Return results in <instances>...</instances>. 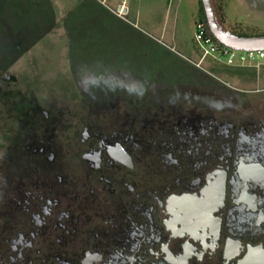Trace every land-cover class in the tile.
I'll list each match as a JSON object with an SVG mask.
<instances>
[{
    "label": "flooded vegetation",
    "instance_id": "1",
    "mask_svg": "<svg viewBox=\"0 0 264 264\" xmlns=\"http://www.w3.org/2000/svg\"><path fill=\"white\" fill-rule=\"evenodd\" d=\"M178 67L235 107L78 119L64 151L30 135V191L0 213V264H264V112L249 111L264 89Z\"/></svg>",
    "mask_w": 264,
    "mask_h": 264
},
{
    "label": "rangeland",
    "instance_id": "2",
    "mask_svg": "<svg viewBox=\"0 0 264 264\" xmlns=\"http://www.w3.org/2000/svg\"><path fill=\"white\" fill-rule=\"evenodd\" d=\"M215 1L229 32L264 36V0ZM28 2L1 0L9 19L15 17L13 8L22 5L24 25L45 28L46 19ZM49 3L54 25L12 62H0V213L12 193L17 205L24 201L28 167L33 162L26 148L30 135H52L64 151L78 119L103 125L125 116L128 123L133 118L154 117L162 122L166 119L163 114L171 109L216 116L222 109L235 107L234 95L205 91L192 79H184L180 64L205 71L209 80L230 87L264 89V57L238 61L237 65L251 66L244 69L227 67L225 56L219 54V61L200 58L201 48L193 40L201 11L199 0H127L126 14L105 2L125 25L81 0ZM41 7L46 9L41 3L36 5L37 10ZM32 33L31 38L37 36ZM253 71L258 76L252 84L254 78L249 74ZM81 78L97 81L90 93L81 89ZM129 88L142 95L130 93ZM222 96L224 100H220ZM263 96L264 92L250 96L255 100L249 111L264 112V99L257 100ZM218 102L225 106L212 107Z\"/></svg>",
    "mask_w": 264,
    "mask_h": 264
},
{
    "label": "trees",
    "instance_id": "3",
    "mask_svg": "<svg viewBox=\"0 0 264 264\" xmlns=\"http://www.w3.org/2000/svg\"><path fill=\"white\" fill-rule=\"evenodd\" d=\"M28 1H29L28 4L29 5L31 4V8H33V10L36 9V11H39L41 17L44 18V20L46 19L45 23L47 25L43 29L42 28L40 29L41 26L38 24H35L34 26H31L29 24L24 25L21 19V17H23L22 14L24 15L22 10V5L13 8L12 11H14L15 17H13V19H9L8 13L6 12L8 11V9H6L4 3L1 4V0H0V4L2 5L0 7V62L1 61L7 62V60L12 62L22 52L27 50L33 43L38 41L40 37L45 35L49 31V29L54 25L53 22L54 15L52 14L53 12L51 10L49 0H28ZM38 3L45 5L46 9L45 8L42 9L43 7L42 6L41 8H39L40 10H37L36 5ZM199 5H200V1H199ZM200 10H201L199 15L200 17L197 18V20H204L201 5H200ZM27 11L29 12L28 9ZM32 32H34L35 35L37 36L31 38L30 34H33ZM26 33H29V37L25 36ZM230 33L240 37H247L236 32H230ZM97 72L98 71H95V73Z\"/></svg>",
    "mask_w": 264,
    "mask_h": 264
},
{
    "label": "water",
    "instance_id": "4",
    "mask_svg": "<svg viewBox=\"0 0 264 264\" xmlns=\"http://www.w3.org/2000/svg\"><path fill=\"white\" fill-rule=\"evenodd\" d=\"M199 1L210 33L221 45L236 51H264V36L240 37L233 35L223 25L216 1Z\"/></svg>",
    "mask_w": 264,
    "mask_h": 264
},
{
    "label": "built area",
    "instance_id": "5",
    "mask_svg": "<svg viewBox=\"0 0 264 264\" xmlns=\"http://www.w3.org/2000/svg\"><path fill=\"white\" fill-rule=\"evenodd\" d=\"M193 40L197 42L201 48V59L209 57L219 61L218 56L216 55L219 54L220 56H225L226 59L224 65L227 67H243L242 65H237L236 63L238 61H252L255 56L258 58L264 57V51H236L221 45L210 33L205 20H197L195 23V33Z\"/></svg>",
    "mask_w": 264,
    "mask_h": 264
},
{
    "label": "crops",
    "instance_id": "6",
    "mask_svg": "<svg viewBox=\"0 0 264 264\" xmlns=\"http://www.w3.org/2000/svg\"><path fill=\"white\" fill-rule=\"evenodd\" d=\"M108 1H110V3L114 5L113 7H115L116 11L124 9L125 11H123V13L126 14L129 10L127 0H81V3H88V5H92L91 7H93L94 9H100L101 13L104 16L111 18L116 23L120 25L124 24L125 22H122L121 20H118L117 18H115V16H113L112 10L108 6H104V3Z\"/></svg>",
    "mask_w": 264,
    "mask_h": 264
},
{
    "label": "clouds",
    "instance_id": "7",
    "mask_svg": "<svg viewBox=\"0 0 264 264\" xmlns=\"http://www.w3.org/2000/svg\"><path fill=\"white\" fill-rule=\"evenodd\" d=\"M79 84H80L81 89L85 93H90L91 92V88H93L94 86H96L97 81L95 79H84V78H81L80 81H79ZM128 91L130 93L136 92V95H142L141 92H138V91H136L133 88H129ZM224 106H225V104L219 103V102L212 105V107H214L215 109H221Z\"/></svg>",
    "mask_w": 264,
    "mask_h": 264
}]
</instances>
